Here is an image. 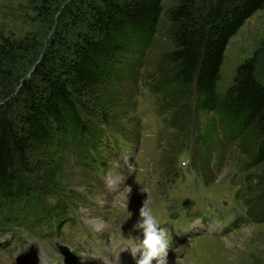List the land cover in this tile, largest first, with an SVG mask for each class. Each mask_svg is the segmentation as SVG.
<instances>
[{
	"label": "trees",
	"instance_id": "16d2710c",
	"mask_svg": "<svg viewBox=\"0 0 264 264\" xmlns=\"http://www.w3.org/2000/svg\"><path fill=\"white\" fill-rule=\"evenodd\" d=\"M38 1L43 8H55V28L48 45L32 60L28 77L16 79L20 69L15 59L32 52L26 53L28 47L19 40L0 42V79L5 84L0 104L3 232L18 223L37 224L53 211L57 220L66 215V194L51 206L38 197L41 185L30 175V154L40 147L55 148L57 162L68 147L79 158L90 147L96 150L95 136L102 130H89L86 115L112 112L123 85L137 84L163 14L162 0ZM262 8L264 0H175L166 14L172 50L161 57L157 74L148 78L151 91L166 102L163 110L174 111L175 129L190 124L191 110L197 118L205 115L207 122L196 137L204 153L208 156L210 141L219 134L222 141L242 147L249 167L264 163V47L237 67L223 94L218 84L229 40ZM54 161L40 176L46 194L60 185L51 171ZM26 198L33 207L22 203L20 210L10 204ZM248 201L252 219L264 220V193Z\"/></svg>",
	"mask_w": 264,
	"mask_h": 264
},
{
	"label": "rangeland",
	"instance_id": "374dc122",
	"mask_svg": "<svg viewBox=\"0 0 264 264\" xmlns=\"http://www.w3.org/2000/svg\"><path fill=\"white\" fill-rule=\"evenodd\" d=\"M174 2L162 0L158 31L144 57L137 84L123 85L120 103L112 112L87 113V128L99 126L102 130V135L95 136L96 150L79 158L68 147L57 162L55 148L40 147L30 154V175L36 177V186L41 185L38 197L51 206L56 204V198L66 194L68 206L72 204L77 214L74 211L75 216L69 218L72 211L67 206L66 215L57 224L64 227L60 231L56 225L53 231L48 227L49 221L58 218L52 216L55 211L43 215L37 224L18 223L5 232L6 221L0 216V264H49L58 255L53 240L70 249L68 238L79 237L80 230L86 229V237L100 238L103 244L114 241L116 234L128 231L136 223L146 199L159 221L171 219L174 227H181L177 242L173 239L177 254L172 256V264H176L177 257L186 256L189 259L184 264H264V220L252 219L248 201V197L264 193V163L249 167V157L242 147L234 141H222L219 134L210 141L207 156L196 138L207 122L206 116L197 118L191 110L190 124L184 130L175 129L171 124L174 111H164L166 102L148 86L149 77L157 74L161 57L172 50L166 33V14ZM43 7L38 0H0V42L5 38L19 40L28 47L26 53L32 52L16 57L15 67L20 69L17 80L20 76L28 77L33 69L32 60L48 45L55 28V8ZM262 47L264 8L247 19L229 40L221 66L220 93L232 84L237 67ZM4 85L0 79V104ZM51 157L56 162L51 171H55L54 179L60 185L46 194L40 176H45L43 169L52 164ZM116 170L120 171L125 188L119 194L115 188L113 195L99 183L106 174L116 177ZM183 198H189L192 204L182 207ZM22 203L33 207L29 198L24 202L12 200L10 204H18L22 210ZM125 203L127 210L122 207ZM17 214L19 218L22 215ZM183 215L189 218L182 222ZM67 218L71 226H67ZM96 222L102 224L100 229L95 228ZM106 258L104 252L96 257L98 264Z\"/></svg>",
	"mask_w": 264,
	"mask_h": 264
},
{
	"label": "clouds",
	"instance_id": "9594fccd",
	"mask_svg": "<svg viewBox=\"0 0 264 264\" xmlns=\"http://www.w3.org/2000/svg\"><path fill=\"white\" fill-rule=\"evenodd\" d=\"M114 183L115 181L111 176L106 177L107 186L111 187ZM127 190L131 192L130 187ZM122 207L127 210L128 203L122 204ZM129 215L131 216L130 212ZM133 232L139 234L133 236ZM128 236L131 243L122 251L130 249L135 264H154V262L155 264H169L170 236L168 229L160 226L157 216L147 199L143 201L139 209V219L132 226ZM137 253H139V258H137ZM176 264H183V261L177 257Z\"/></svg>",
	"mask_w": 264,
	"mask_h": 264
},
{
	"label": "bare ground",
	"instance_id": "6f19581e",
	"mask_svg": "<svg viewBox=\"0 0 264 264\" xmlns=\"http://www.w3.org/2000/svg\"><path fill=\"white\" fill-rule=\"evenodd\" d=\"M94 226L95 228L100 229L102 227V224L100 222H96ZM23 264H27V263H23ZM169 264H172V262Z\"/></svg>",
	"mask_w": 264,
	"mask_h": 264
},
{
	"label": "water",
	"instance_id": "95a60500",
	"mask_svg": "<svg viewBox=\"0 0 264 264\" xmlns=\"http://www.w3.org/2000/svg\"><path fill=\"white\" fill-rule=\"evenodd\" d=\"M58 248H60L59 250H60V252H61L62 254H66V253H67L66 248H63V246L60 245Z\"/></svg>",
	"mask_w": 264,
	"mask_h": 264
}]
</instances>
